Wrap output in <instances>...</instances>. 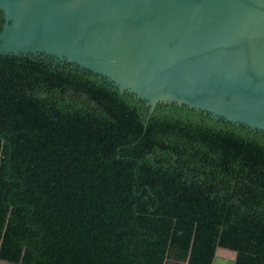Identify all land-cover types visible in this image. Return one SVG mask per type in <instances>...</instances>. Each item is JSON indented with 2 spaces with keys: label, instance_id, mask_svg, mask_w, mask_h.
Wrapping results in <instances>:
<instances>
[{
  "label": "trees",
  "instance_id": "obj_1",
  "mask_svg": "<svg viewBox=\"0 0 264 264\" xmlns=\"http://www.w3.org/2000/svg\"><path fill=\"white\" fill-rule=\"evenodd\" d=\"M6 24L0 10V37ZM0 56V248L11 264H264V132Z\"/></svg>",
  "mask_w": 264,
  "mask_h": 264
},
{
  "label": "water",
  "instance_id": "obj_2",
  "mask_svg": "<svg viewBox=\"0 0 264 264\" xmlns=\"http://www.w3.org/2000/svg\"><path fill=\"white\" fill-rule=\"evenodd\" d=\"M0 10V56L92 72L145 101L149 119L175 105L264 132V0H0ZM237 258L218 247L213 264Z\"/></svg>",
  "mask_w": 264,
  "mask_h": 264
},
{
  "label": "rangeland",
  "instance_id": "obj_3",
  "mask_svg": "<svg viewBox=\"0 0 264 264\" xmlns=\"http://www.w3.org/2000/svg\"><path fill=\"white\" fill-rule=\"evenodd\" d=\"M221 258L226 262V263H230V261L232 260L233 256L229 253V252H223L221 253ZM227 260V261H226ZM0 264H7V263H3L0 261Z\"/></svg>",
  "mask_w": 264,
  "mask_h": 264
},
{
  "label": "crops",
  "instance_id": "obj_4",
  "mask_svg": "<svg viewBox=\"0 0 264 264\" xmlns=\"http://www.w3.org/2000/svg\"><path fill=\"white\" fill-rule=\"evenodd\" d=\"M1 261V260H0ZM1 262H3V263H7V264H11V263H9V262H5V261H1Z\"/></svg>",
  "mask_w": 264,
  "mask_h": 264
}]
</instances>
